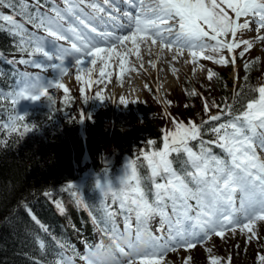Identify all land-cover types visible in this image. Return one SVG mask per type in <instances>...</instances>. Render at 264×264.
Wrapping results in <instances>:
<instances>
[{"label":"snow or ice","instance_id":"obj_1","mask_svg":"<svg viewBox=\"0 0 264 264\" xmlns=\"http://www.w3.org/2000/svg\"><path fill=\"white\" fill-rule=\"evenodd\" d=\"M61 2L63 7L54 0H43V3L35 0V10L25 12L26 22L44 35L28 32L10 15H0V20L11 25L9 31L17 38L15 46L31 57L20 59L18 63L41 72L51 70L58 73V78L53 81L46 80L43 75L14 69L12 85L7 91L0 90V101H10L14 106L8 121L0 124L9 133L19 132L23 136L35 129V125L25 122V116L17 113V104L27 99L38 101L41 97L51 100L48 96L51 88L63 89L67 94L68 89L61 80L71 67H76V80L91 88L94 83L111 82L112 72L108 69L111 68L110 61L116 58L122 80L126 72L135 71L125 67L128 55L135 53L139 59L141 45L149 42L151 45L159 44L161 51L165 48L174 50L173 59L187 51L193 63L202 58L224 65L228 61L223 56L215 59L206 53H220L224 49L231 53L239 48L237 33L249 29L250 23L248 19L241 23L242 17L253 18L257 28L264 29V0ZM49 3L51 6L46 7ZM122 4L127 7L122 8ZM0 5L13 7L10 0H0ZM41 8L46 10L41 11ZM226 8L234 13V17ZM257 39L264 42V35ZM60 41L70 46L63 47L58 43ZM242 43L248 49L253 46L249 39H243ZM69 58L72 61L70 67L66 66ZM235 59L232 58L233 64ZM98 61L99 80L94 81L90 78L93 68L88 65L95 66ZM81 73H88L89 79L83 80ZM213 75L208 72L209 79ZM79 91L87 102L85 88L80 87ZM255 91L258 97L250 99L235 114L232 105L222 109L228 119L218 125L209 121H221L219 114L211 115L200 125L173 119L174 130H162V148L141 154L148 175L142 176L136 160L130 159L119 178L118 189L109 180L103 184L97 181L96 187L100 192L111 194L112 200L118 201L128 215L124 218V231L121 232L115 223V213L107 207L102 209L104 219L100 223L105 224L102 231L108 234L111 246L106 249L103 244L95 248L89 245L87 252L80 256L85 264H164L166 252L177 248L192 249L212 235L223 238L226 232H235L238 228L251 233L250 239L256 235V222L264 221V86ZM96 98L104 99L100 93ZM120 103L127 104L123 96ZM204 111H209V105L205 104ZM80 116V123H83L85 114L81 112ZM204 125L209 126L205 128ZM208 133L214 134V139L202 138ZM192 141L197 143L193 145ZM147 143L155 145L156 141L150 139ZM212 145L219 148L223 156L215 154ZM174 164L179 167H174ZM146 182L152 184L151 200ZM68 188L77 194L73 185H68ZM133 215L135 229L132 226ZM156 217H159L156 229L159 235L154 234L151 227ZM32 218L40 223L35 216ZM40 226L44 228L42 224ZM37 241H40L39 237ZM121 241H124V246ZM57 243L65 251L69 250L65 243ZM40 248H44L42 241ZM72 251L79 255L74 249ZM57 256L59 258L53 264H74L72 257L61 253ZM259 261L264 264V256H260ZM209 264L221 262L212 257Z\"/></svg>","mask_w":264,"mask_h":264},{"label":"trees","instance_id":"obj_2","mask_svg":"<svg viewBox=\"0 0 264 264\" xmlns=\"http://www.w3.org/2000/svg\"><path fill=\"white\" fill-rule=\"evenodd\" d=\"M54 2L63 7L61 0ZM10 3L13 7L0 5V15H10L28 32L44 35L25 20V12L35 10V0H10ZM50 6L51 3L46 5ZM40 10L45 11L46 8ZM10 28L8 22L0 20V74H3L0 75V90L4 91L13 83L14 69L26 73L30 69L18 63L20 59L31 57L15 46L17 38L10 33ZM252 63L245 64L247 68L244 65L242 84L234 94L228 91L231 83L225 79V70L214 69L207 87L195 80H183L185 105L182 106L181 116L186 120L176 114L172 119L200 125L208 120L209 112L216 111L222 120L216 123L209 121L210 124L227 120L228 116L221 112L222 109L232 105L235 114L250 99L258 97L255 89L264 86V78L254 76L256 67ZM85 96L87 102L80 92L72 91L51 96V100L47 98L25 116V122L35 125V129L23 136L0 127V264H53L59 258L57 253L72 257L74 264H85L80 256L87 252V246L95 248L103 244L106 247L111 242L108 234L102 231L105 227L104 223H100L104 219L102 209L107 207L115 213L119 230L124 227V218L128 215L118 201L112 200L111 194L100 192L96 187L97 181L103 184L109 180L118 189L119 178L125 168L119 163L130 159L136 160L142 176L148 175L142 152L162 148V130H174L170 117L159 106L158 112L149 109V116L132 118L120 116L115 111L112 114L109 101H100L95 95L88 96L87 89ZM195 103L202 107L201 110L195 108ZM205 104L209 105L207 113L204 111ZM146 105L149 106L144 101L141 109H146ZM151 105H154L153 101ZM167 105H170L168 101ZM13 107L10 101H0V124L8 121ZM95 107H105L104 113L96 115L93 111ZM194 108L196 112L192 110ZM81 112L85 114L83 123H80ZM110 113L112 116H109ZM123 114L130 113L123 111ZM167 124L169 127H166ZM208 126L204 125L205 128ZM213 135L208 133L202 138ZM150 139L156 144L149 145L147 141ZM191 143L195 145L197 142ZM211 147L215 154L223 156L219 148ZM174 167L179 165L174 164ZM70 184L76 188L77 194L74 195V190L68 188ZM145 186L151 200L152 184L146 182ZM132 224L136 225L134 215ZM158 224L159 217H156L151 222L153 233ZM37 237L44 243L43 249ZM58 241L65 243L69 250L59 247ZM73 249L79 255H74ZM164 264L184 263L168 259Z\"/></svg>","mask_w":264,"mask_h":264},{"label":"rangeland","instance_id":"obj_3","mask_svg":"<svg viewBox=\"0 0 264 264\" xmlns=\"http://www.w3.org/2000/svg\"><path fill=\"white\" fill-rule=\"evenodd\" d=\"M225 10L228 11L229 15L232 16V12L230 9L226 8ZM245 19H248L250 23L249 29H247L246 31L243 30V34L246 35V37L243 38L249 39L252 42L253 46L251 49L246 48V46L241 47L240 49L245 52L243 56L245 58H250L247 56L258 53L264 61V42H261L259 39H257L258 34L255 33L254 25L251 22L253 18H241L242 21H244ZM58 43H60L63 47L70 46L67 42L64 41H60ZM206 55L212 56L215 59H219L221 56L227 59L225 49L220 53L209 52L206 53ZM149 64L150 62H148V65ZM219 65L221 64H216L211 59L197 58L195 63L191 61L189 64H185L183 61L177 60L169 68L173 70V74H170L167 71L174 79V82L170 84V87L168 89L162 87L159 80L160 78L165 76L164 72H159L158 74H155L153 72L147 73L145 72V70L141 69L142 71H139V78L141 80V92L134 98L131 96L125 97L121 92H117L116 89L111 86L110 82L94 83L91 88H89L87 84L83 83L82 81L76 80V67H71V80L66 88L68 89V91H72L74 93L77 92L78 94L80 92V87H84L85 90L88 89L90 95L94 92L95 94H102L104 99H107L112 104H110L111 107H109L110 112H114V105H116L119 107V110L117 109L115 110V112H118V115L120 116H127L132 118L136 116L142 117V115L149 116V114L151 113L149 109H152L154 112H158L157 107L159 106L163 109L165 115L171 117L172 115L176 114L180 119H183L184 117H182L181 114L183 113L182 106L185 105V101L180 86L182 84V79L185 76L188 79L195 78L199 84L207 87L209 86L211 81V79L208 78V72H211L213 69H218ZM88 67L95 70V74L92 80H99V61L97 62V65H88ZM28 73L32 75H43L45 76L46 80H51L50 76L55 72L51 70H49L48 72H41L39 69H35L32 67V72ZM81 75L83 77V80L89 79L88 73H81ZM228 76L230 80L239 83L241 78V64L237 65V67L233 71H229ZM236 76L237 80L235 78ZM148 88H151L155 94H148ZM62 93H64L63 89L51 88L49 89L48 96L57 97ZM122 96L127 101V104L120 103V97ZM46 99L47 97H41V99L38 101H33L31 99L21 100L16 106L17 113L24 116L29 109L41 104ZM164 99L167 100L170 105L166 106L164 104ZM142 101H145L149 105L145 106L146 109L139 108V105ZM152 101L154 105H151ZM161 103H163L164 105H161ZM194 105L197 110H201L202 107L197 103H195ZM103 108L105 107H95L93 111L96 115H98L99 113H104ZM171 108L174 110L173 112ZM195 108L192 110H195ZM197 110H195L194 112H196ZM123 111H129L130 114H123ZM193 114L194 113H191V115ZM213 114L214 111L210 112L208 114L209 118ZM111 115L112 114L110 113L109 116ZM184 119L186 120V118ZM166 127H169V125L167 124ZM257 151L259 152L260 150L258 149ZM254 230L256 235L251 239L249 238L251 236V233L247 232V230L241 231L239 228L235 232H226L223 238L212 235L210 239H207L202 243H198L196 247L192 249L186 250L184 248H177L174 251L170 250L165 253L164 259H171L173 261L182 260V263L184 264H186V261L187 264H209V260L212 257H216L220 260L221 264H260L259 257L264 256V221H257ZM159 234L160 233L156 231V235ZM121 245L124 246V241H121ZM189 258L191 259L189 260ZM251 258L253 259V261H251Z\"/></svg>","mask_w":264,"mask_h":264},{"label":"bare ground","instance_id":"obj_4","mask_svg":"<svg viewBox=\"0 0 264 264\" xmlns=\"http://www.w3.org/2000/svg\"><path fill=\"white\" fill-rule=\"evenodd\" d=\"M128 47H131V45L128 44ZM173 54H174V50L169 51L167 48L161 51L159 44L151 45V43L149 42L148 45H141L139 59L137 58L135 53L128 55L127 57L128 63L126 64L125 67L134 68L135 71L126 72L122 80L119 77V73H120L119 61L118 59L114 58L112 61H110L111 68L108 69L109 71L112 72V77L110 82L111 86L114 87L117 92H121L125 97L131 96L134 98L141 92L140 91L141 80L139 78V74H140L139 71L145 70V72L147 73L153 72L155 74H158L159 72H164L165 76H163L159 80L161 86L168 89L170 87V84L174 82L173 81L174 79L172 78V76H170V74H173V70L169 69L170 66H172L174 62L177 60L183 61L185 64H189L192 61V58L187 51H185V53L182 56H177L175 59H173ZM148 62H150L149 65ZM71 63H72L71 58H69V60L66 61V66L70 67ZM141 64L143 65L142 67ZM70 74H71V70L69 69L68 74L65 75L61 80V83H63L65 87L68 85V83L71 80ZM94 74H95V70L93 69L92 73L90 74L91 79H93ZM57 78H58V73L56 72L50 76V79L53 81L56 80Z\"/></svg>","mask_w":264,"mask_h":264}]
</instances>
